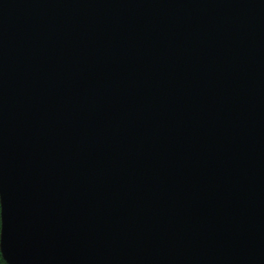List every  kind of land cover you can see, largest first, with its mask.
Listing matches in <instances>:
<instances>
[{"label":"water","instance_id":"obj_1","mask_svg":"<svg viewBox=\"0 0 264 264\" xmlns=\"http://www.w3.org/2000/svg\"><path fill=\"white\" fill-rule=\"evenodd\" d=\"M7 264H264V0H0Z\"/></svg>","mask_w":264,"mask_h":264},{"label":"trees","instance_id":"obj_2","mask_svg":"<svg viewBox=\"0 0 264 264\" xmlns=\"http://www.w3.org/2000/svg\"><path fill=\"white\" fill-rule=\"evenodd\" d=\"M0 264H7L0 254Z\"/></svg>","mask_w":264,"mask_h":264}]
</instances>
